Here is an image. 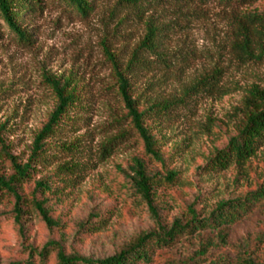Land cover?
<instances>
[{"label":"rangeland","instance_id":"374dc122","mask_svg":"<svg viewBox=\"0 0 264 264\" xmlns=\"http://www.w3.org/2000/svg\"><path fill=\"white\" fill-rule=\"evenodd\" d=\"M39 2L21 24L28 43L20 42L0 17V127L6 149L19 164L29 161L33 141L57 104L53 79L68 83L77 103L58 133L46 140L44 160L33 164L30 180L19 188L29 209L20 224L12 214L13 196L0 195V264L25 261L30 249L39 251L49 241L66 253L103 259L154 231V219L132 183L138 160L149 175L161 176L154 206L165 227L176 219L189 220L190 207L202 219L219 203L259 189L264 143L242 172L235 163L212 170L209 160L243 125L239 109L247 91L264 86V36L252 35L254 58L237 48L248 25L244 16L263 13L264 0H92L93 9L85 16L65 0ZM149 24L159 29L158 53L164 58L139 52L138 60L148 63L124 76L136 107L149 111L144 122L165 165L143 151L117 75L126 71ZM204 76L217 82L191 90ZM170 170L177 180L168 183L164 177ZM12 174L0 151V175L7 179ZM37 182L52 190L48 207L60 223L54 228L30 206L41 195L35 192ZM100 215L106 222L97 232L81 231ZM225 232L224 244L212 230L184 235L170 252L177 260L195 257L196 264L222 258L231 264L250 259L264 264V199ZM209 241L216 244L205 260L197 251Z\"/></svg>","mask_w":264,"mask_h":264},{"label":"trees","instance_id":"16d2710c","mask_svg":"<svg viewBox=\"0 0 264 264\" xmlns=\"http://www.w3.org/2000/svg\"><path fill=\"white\" fill-rule=\"evenodd\" d=\"M65 1L84 16L93 9L92 0ZM226 1L247 3L256 0ZM34 4L39 5V0H0V17H2L16 38L23 43H28L30 36L26 29L21 28V24L27 14H31L35 10ZM138 9H142L141 6ZM244 17L248 25L244 28L243 39L237 48L242 50V53L249 58H254L253 47L256 42L252 39V35L264 36V12H251ZM158 31L159 29L151 26V24L147 26V35L135 50V55L127 65L126 71L118 70L117 75L119 77V91L125 104L127 116L143 141V151L155 162L165 165L164 157L156 147L157 142L144 122V117L149 111L139 110L136 107V102L130 96V82L124 76V72L129 71L132 67L148 63L147 61L138 60L140 57L138 55L139 52L154 54L158 58H164V55L158 53V43L156 41ZM216 82L213 80V76H204L197 84L193 85L191 90L211 88L214 86L213 83ZM51 85L56 95L57 104L47 122L36 135L33 141L32 154L26 164H19L17 158L6 149L1 138L3 126L0 127V151L4 154L5 159L10 163L13 170V174L7 179L0 175V195L1 193H7L13 196L14 206L12 214L17 224H20L24 214L29 212L27 198L23 193L19 192V188L30 180L31 173L34 171L33 164H38L44 160L43 157L48 147L46 140L58 133L63 118L68 116L69 111L77 103L75 92L73 89H69L68 83H61L59 80L53 79ZM169 105V102L163 103L162 107L166 109ZM240 110L244 113V123L238 134L229 140L227 146L217 150L215 155L210 158L209 165L212 170H225L230 164L235 163L240 172L244 171L258 147L264 143V86L251 87L242 101ZM132 172V183L135 192L145 201L156 224L154 231L139 235L119 252L103 259L93 260L85 258L77 252L66 253L64 247L59 243L49 241L39 251L30 249L27 260L13 261L9 264H196L194 263L195 257L190 260H177L170 252V249L180 237L187 234L192 235L197 231L212 230L217 232L219 243L224 244L227 239L226 228L251 214L255 205L264 199L263 182L258 190L247 194L244 199L219 203L207 217L199 219L198 214L190 207L189 214L191 218L189 220L184 222L176 219L171 226L165 227L160 224L158 210L154 206L155 188L162 184L161 176L158 174L149 175L145 164L140 160L137 161L136 167ZM164 180L168 183L177 180V173L173 170L168 171ZM35 192L41 194L40 198L33 197L30 206L49 228L58 226L60 223L53 219L51 210L48 207L49 194L52 192L50 187L44 182H37ZM92 220L91 223L84 224L81 231H86L89 234L95 233L106 222L103 215L94 216ZM215 244L212 241L202 243L197 255L206 260L208 251ZM52 253H55L54 256ZM244 262L255 264L254 259ZM210 264H231V261L222 258L221 260L212 261Z\"/></svg>","mask_w":264,"mask_h":264}]
</instances>
